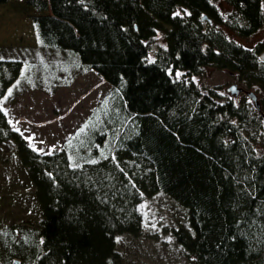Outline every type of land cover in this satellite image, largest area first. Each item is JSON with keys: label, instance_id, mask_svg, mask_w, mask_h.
I'll use <instances>...</instances> for the list:
<instances>
[{"label": "trees", "instance_id": "trees-1", "mask_svg": "<svg viewBox=\"0 0 264 264\" xmlns=\"http://www.w3.org/2000/svg\"><path fill=\"white\" fill-rule=\"evenodd\" d=\"M21 1L0 7L24 13L41 48L68 57L63 85L93 72L110 89L41 154L4 103L20 77L37 82L50 65L0 57V144H16L41 209L36 224L0 229V264H123L117 237L142 230L156 194L185 208L174 234L193 264H264V106L221 101L196 80L211 66L264 89V40L250 47L225 32L260 31L264 0H224L228 14L216 0Z\"/></svg>", "mask_w": 264, "mask_h": 264}, {"label": "rangeland", "instance_id": "rangeland-1", "mask_svg": "<svg viewBox=\"0 0 264 264\" xmlns=\"http://www.w3.org/2000/svg\"><path fill=\"white\" fill-rule=\"evenodd\" d=\"M216 4L224 14L231 10L224 0H216ZM262 7L264 9V1ZM225 32L228 37L250 47L264 40V27L249 38H241L227 27ZM0 57L19 58L25 64L29 58L36 57L44 66L50 65V70L38 71L37 82L27 74L20 77L4 103L12 127L41 154L62 147L110 89V85L93 72L63 85L67 81L61 80L67 75L63 65L68 57L41 48L32 23L24 13L15 12L13 5L0 7ZM54 64L62 69H52ZM46 72L50 76L44 82ZM55 74L59 79L53 84ZM196 80L203 88H215L223 96L221 101L228 97L235 103L245 102L252 109H258L247 94L254 92L263 110L264 89L257 84L245 83L236 73L206 66ZM233 85L242 88L238 95L228 92ZM142 213L143 227L138 234L124 233L117 237L123 264H193L174 234L177 228L187 226L185 208L167 195L156 194L142 205ZM40 218L41 209L34 187L17 154L16 144L7 140L0 144V229L16 223L36 224Z\"/></svg>", "mask_w": 264, "mask_h": 264}, {"label": "water", "instance_id": "water-1", "mask_svg": "<svg viewBox=\"0 0 264 264\" xmlns=\"http://www.w3.org/2000/svg\"><path fill=\"white\" fill-rule=\"evenodd\" d=\"M262 59L264 60V53L261 55ZM242 88H239L238 85H233L228 88V92H231L232 95H238L241 92ZM248 96L252 98L256 102V106L260 109V104L258 102V97L254 92H247Z\"/></svg>", "mask_w": 264, "mask_h": 264}, {"label": "snow or ice", "instance_id": "snow-or-ice-1", "mask_svg": "<svg viewBox=\"0 0 264 264\" xmlns=\"http://www.w3.org/2000/svg\"><path fill=\"white\" fill-rule=\"evenodd\" d=\"M179 13H177V15H178ZM177 75L179 76L180 74L179 73H177ZM11 92H12V90L11 89H9L8 90V94H9V96L11 95ZM5 99H7V97H5ZM17 131H18V129H17ZM81 131H83V129H81ZM35 150V149H34ZM93 163H95V161H93Z\"/></svg>", "mask_w": 264, "mask_h": 264}]
</instances>
